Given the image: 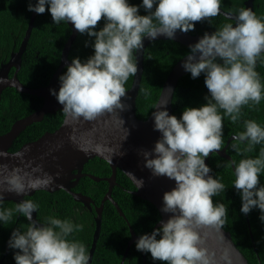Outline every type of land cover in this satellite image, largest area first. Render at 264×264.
<instances>
[{
  "label": "clouds",
  "instance_id": "clouds-1",
  "mask_svg": "<svg viewBox=\"0 0 264 264\" xmlns=\"http://www.w3.org/2000/svg\"><path fill=\"white\" fill-rule=\"evenodd\" d=\"M221 4L222 0H141L139 4L129 0H29L27 10L43 14L47 6L53 24L70 22L78 33L91 38L93 53L83 61L73 57L58 76V90L49 92L62 105L66 117L92 121L104 113L125 110V84L137 73L134 53L143 48L144 39L164 36L172 40L178 30L193 31L195 22L207 20L211 24L213 17L222 15ZM140 9L145 14H140ZM223 15L230 22L211 33L205 31L190 44L181 65L193 79L203 74L207 89L204 103L185 106L179 118L169 114L166 104L151 106L153 129L160 136L150 150H141L143 166L153 176L174 180L175 186L162 195L161 211L170 215L151 233L139 235L135 248L162 264H232L226 251L217 258L206 246L210 232L224 240L221 229L228 210L213 202L225 185L209 174L212 170L205 158L224 147L225 118L236 124L245 106L252 108L264 101V81L256 71L257 61L264 62V16H257L248 7ZM101 19L103 26L97 29ZM232 139V149L241 156L230 165L232 186L241 199L240 212L247 215L257 208L264 223V183L260 182L264 174V124L244 120L243 130ZM256 145H260L257 155H247ZM5 155L0 152V156ZM42 171L39 165L31 172L0 165V225H11L17 216L28 221L24 227L13 228L7 241L14 250L15 264H89L85 244L70 239L83 230L82 224L55 215L38 222L32 214L39 205L33 200L22 199L13 208L3 207L4 193L24 196L54 182L48 173L34 175ZM128 174L136 188L142 186L141 180Z\"/></svg>",
  "mask_w": 264,
  "mask_h": 264
},
{
  "label": "trees",
  "instance_id": "trees-1",
  "mask_svg": "<svg viewBox=\"0 0 264 264\" xmlns=\"http://www.w3.org/2000/svg\"><path fill=\"white\" fill-rule=\"evenodd\" d=\"M29 0H0V65L9 59L12 51L17 50L30 18L32 11L27 10ZM34 3L35 0H32ZM130 3L139 4L141 0H129ZM245 0H222L221 9L226 12L235 13L237 9L245 7ZM253 9L257 16H264V0H254ZM140 14H145L143 9H140ZM225 22H230L225 19V15L213 17L211 24L207 20L195 22L194 30L189 31L190 34L203 35L205 31L211 33L215 27H219ZM103 19L98 22L97 29L103 26ZM71 30L67 24H53L50 13L46 10L43 14H35L33 26L27 40L26 47L21 55V65L17 72L20 81L27 87L36 88L45 85L49 82L53 72L59 65L62 48L65 41L70 35ZM88 46H85V42ZM91 38L86 34L76 32L73 42L68 50L67 58L71 61L73 57H79L82 61L93 53L91 48ZM189 52V47L169 39H157L151 41L144 51L143 56V72L139 84L138 94L136 97V115L140 118H146L151 112V106L156 102L162 83L167 76L169 70L175 62ZM66 66L61 70L60 74L65 71ZM256 71L260 78L264 81V62L257 61ZM59 74V75H60ZM133 76H130L125 84V88H129ZM7 89V88H6ZM6 90V93L11 94L15 99H11L13 107H7L8 112L3 116L5 128L0 129V133L6 132L14 121L22 117H26L32 112L41 107V99L36 95L29 93L17 92L15 89ZM207 94V89L204 85V76L193 79L190 73L182 75L173 91L171 106L172 114L179 118L185 106L197 107L204 103L203 97ZM3 109V106L1 107ZM243 115L241 120L233 124L227 118L224 119V141L227 144V139L230 135H235L243 130V121L252 119L258 123L264 124V101H261L259 106L249 108L245 106L242 109ZM64 114L61 110H56L53 113H47L40 121H33L27 125L14 139L11 150H17L23 143L35 140L46 131H53L57 128ZM235 141L232 139L226 146V153L230 155L231 160L239 161L241 156L232 149L231 145ZM243 147V146H241ZM260 145H256L253 152L247 155L255 156L259 151ZM231 160L220 156L217 153L209 155L207 165L212 170L211 175L220 179L225 185L224 192L213 197V202H220L227 208V216L225 225L222 227L229 231L236 247L247 259L249 264H264V223L259 220V209L253 208L247 215L240 212L241 199L238 191L232 186L234 176L232 175ZM85 166L84 174L80 177L78 184L73 188L74 191L81 192L90 196L97 203L102 198L107 190V182L95 181L88 174L94 176H108L111 169L108 164L98 157H93L88 160ZM219 163V167L217 166ZM83 171V172H84ZM116 181L118 188H115L117 194L115 198H121L123 208L130 218V224L138 235L150 233L157 220L160 218V213L156 207L147 200H143L132 193L134 186L127 176L117 170ZM260 182L264 183V174L260 177ZM49 200L53 199V193L45 190H37ZM54 194L61 196L67 201L63 204V208L59 207L66 216L59 218H70L73 214L76 216L70 218L76 224H82L83 230L72 234L70 239L78 240L85 244L89 249L94 231L93 214L82 206L81 202L75 201L72 196L66 191L56 190ZM124 198V199H123ZM126 201H130V207L125 208ZM125 202V203H124ZM81 203V204H80ZM79 205V211L75 205ZM132 204L137 205L132 207ZM84 205V204H83ZM13 201H3L4 208H13ZM140 206V207H139ZM139 212H137V211ZM95 214V212H94ZM148 214L151 215L148 217ZM114 207L111 204L105 203L103 206V217H114L118 220L116 223L103 220V225L113 226L112 229L119 228L116 233L121 232V237L115 242L116 254L108 264H119L123 252L127 245L129 232L124 231V223L119 220V216H114ZM102 216V214H101ZM28 221L22 217H14L13 223L7 227L0 225V259L5 252V242L9 237L13 228L24 227ZM118 223V224H117ZM123 226V228L121 227ZM108 240V239H107ZM101 241L97 239L96 247L93 253L92 264H106L105 261L98 260L104 256L105 249L101 248ZM99 248V251H98ZM13 249L8 247L5 257L1 264H15L13 259ZM146 254V264H162L160 261H153L150 253ZM92 260V259H91ZM141 251H137L135 246L131 245L128 249L126 258L123 264H143Z\"/></svg>",
  "mask_w": 264,
  "mask_h": 264
},
{
  "label": "water",
  "instance_id": "water-1",
  "mask_svg": "<svg viewBox=\"0 0 264 264\" xmlns=\"http://www.w3.org/2000/svg\"><path fill=\"white\" fill-rule=\"evenodd\" d=\"M253 1L254 0H245L244 2L245 7L250 8L252 11H254ZM221 12L222 14L231 13L226 12L223 9H221ZM35 14L36 13L32 11L18 49L12 51L8 61L0 66V93L5 87L10 86L16 88L20 92L41 97L43 103L39 109L26 117L17 119L6 132L0 133V152L6 153L5 156H0V165H7L8 168L18 166L28 172H31L33 167L39 165L43 171L35 173L34 175L42 176L43 173H48L54 177V182L47 187L37 190L54 192L62 189L69 193L75 201L81 202L84 205H90L94 203V201L89 196L80 192H75L72 188L82 176L81 170L89 159L98 157L108 163L111 169L110 175L105 177L89 175V177L95 181L103 180L108 184L107 190L101 199L100 204L96 205L94 209L95 227L91 245L88 249L90 254V264L101 227V214L104 200L109 199L117 212L122 215V212L111 196V190L113 185H115L116 172L118 169L121 170L132 182L134 186L132 193L143 200L149 201L160 213V218L153 228L159 227L160 222L166 220L170 215L161 211L162 195L165 191L173 188L175 182L164 176H153L151 171L143 166V157L140 154L141 150H150L154 146V142L160 136V133L153 129V120L151 117L153 109L145 119H139L136 115V97L143 72L144 51L146 46L153 40L144 39L143 48L134 53L137 60V73L133 76L130 87L127 88L126 97L122 98V102L126 105L124 111L117 110L115 113H104L92 121H86L82 118L74 120L71 117H66L64 115L61 124L53 131H46L35 140L25 142L16 151L10 152L8 148L12 145L14 139L21 130L27 125L33 121H40L47 113L61 110L62 105H60L56 98L50 94L49 89L58 90L59 88L58 76L61 70L71 62L68 60L67 54L77 32L69 22L67 25L69 26L71 33L64 43L59 65L53 72L48 84L33 89L27 88L20 83L16 73L20 67L21 55L26 47ZM200 36L201 35L199 34L184 33L178 30L173 40L189 47V45L194 44ZM157 39L167 38L164 36H158L155 40ZM187 54L188 53L178 59L169 70L155 102L158 104H166L165 107L169 114H172L171 99L177 81L182 75L187 73L181 66ZM11 67H16V69L12 77L9 78L8 73ZM233 136L234 135L229 136L227 144L232 140ZM227 144L219 150L217 154L231 160L230 155L226 153ZM16 153H22V156H17ZM119 153H123V155H120ZM208 158L209 156L205 158L206 164ZM128 173L133 174L136 179L141 180L142 186L136 188V183ZM34 191L29 190L24 196H18L15 193H4L3 201L19 202L24 199L25 196L32 195ZM32 215L33 219L38 221L36 212H33ZM130 232L131 237L127 242L119 264L124 263L129 246L138 238L134 231ZM221 232L224 237L223 241L217 238L215 232H210L206 238V246L210 250L216 252L217 258L221 252L226 251L227 255L231 258L232 264H249L244 255L236 247L230 232L226 231L224 228L221 229ZM9 237L5 242L6 248L2 259L8 251L7 241ZM141 255L143 260L142 263L145 264V252H141ZM2 259H0V264Z\"/></svg>",
  "mask_w": 264,
  "mask_h": 264
},
{
  "label": "flooded vegetation",
  "instance_id": "flooded-vegetation-1",
  "mask_svg": "<svg viewBox=\"0 0 264 264\" xmlns=\"http://www.w3.org/2000/svg\"><path fill=\"white\" fill-rule=\"evenodd\" d=\"M22 58V57H21ZM8 61V60H7ZM20 64H21V62H20ZM15 69H16V67L14 68V67H11V69H10V71H9V74H8V76L9 77H11L12 76V74H13V71H15ZM18 70H19V68H18ZM41 86H43V85H41ZM41 86H39V87H41ZM25 87H27V86H25ZM12 89H15L17 92H20V91H18L16 88H13V87H11ZM27 88H30V87H27ZM36 88H38V87H36ZM30 89H33V88H30ZM6 90H11L10 88H7V89H3L2 91H1V93H0V129H3V128H5V121H4V118H3V116H5V113L6 112H8V110H7V107L8 108H12L13 107V105H12V102H11V99H15V97L12 95V93L11 94H8V93H6ZM22 93H25V92H22ZM38 97V96H37ZM38 98H40V97H38ZM41 99V101L43 102V99L42 98H40ZM42 102H41V104H42ZM3 106V109L1 108ZM139 119H145V118H140V117H138ZM7 131V130H6ZM12 146V145H11ZM11 146L8 148L9 149V151L10 152H14V151H16V150H11ZM19 148V147H18ZM17 148V149H18ZM100 159V158H99ZM89 162V161H88ZM88 162H86L85 164H84V166H83V168H82V170H81V172H82V175H84V174H87L88 172H86L85 173V171H84V168H85V166L88 164ZM107 163V162H106ZM108 164V163H107ZM109 166V165H108ZM84 171V172H83ZM117 173V172H116ZM88 175H90V174H88ZM92 175V174H91ZM97 177H99V176H97ZM102 177H105V176H102ZM80 180V178L78 179V181ZM100 181H103V180H100ZM103 182H105V181H103ZM77 184H78V182H77ZM76 184V185H77ZM117 184H118V182L117 181H115V185H113V187H112V190H111V196H112V198H113V201H115V203L117 204V206H118V208L120 209V211L122 212V215H120L118 212H117V210H116V208L114 207V205L112 204V202L109 200V199H105L104 200V203H103V206H104V204L105 203H108V204H111L113 207H114V212H115V215L114 216H119V220H121L123 223H124V226L126 227V229L124 228V231H127V232H129V238L131 237V232L130 231H134L135 232V234L137 235V236H139L137 233H136V231L134 230V228L131 226V224H130V218H129V216L127 215V213L125 212V210H124V208H123V205L121 204L122 203V201H121V198H115L114 196H115V194H117L116 193V191L114 190L115 188H118V186H117ZM75 185V186H76ZM74 186V187H75ZM73 187V188H74ZM107 187H108V184H107ZM73 188H72V190H73ZM60 190V189H59ZM58 191V190H57ZM74 191V190H73ZM48 192V191H47ZM75 192H78V191H75ZM43 192H41V191H34L33 192V194L32 195H30V196H25L24 197V199L25 200H33V201H35V202H37L38 203V205H39V208H38V210L36 211V217H37V219H38V222L39 221H41L44 217H46V216H50V215H55V216H57V217H59V216H66V213H63V211L62 210H60L59 209V207H61V208H63V204L64 203H66L67 204V201H66V199H64V198H62L61 199V197H62V195L61 196H58L57 194H54L55 193V191L54 192H51V193H53V195L52 196H54L55 198H54V201H53V199H51V200H49L48 201V199H47V197H46V195L44 196L43 194H42ZM81 193V192H80ZM105 194V193H104ZM104 196V195H103ZM103 196H102V198H103ZM90 197V196H89ZM91 198V197H90ZM101 198V199H102ZM92 199V198H91ZM101 199L98 201V203L95 201V200H93L94 201V203H92V204H90V205H83L82 204V206L84 207V208H86V209H88L92 214H93V217H92V219H93V221H94V209H95V206L96 205H98V204H100V202H101ZM124 199V198H123ZM15 203V202H14ZM125 203V202H124ZM81 204V203H80ZM125 205V208H127V206H129L130 207V201H126V203L124 204ZM134 206H137V205H133L132 204V206H131V209H132V207H134ZM140 207V206H139ZM75 208H77V210H78V212H81V210L79 211V205L77 204V205H75ZM133 211H134V209H132ZM137 211V210H136ZM137 212H139V211H137ZM76 216V214L74 215H72V216H70V218H73V217H75ZM151 215H149L148 214V217H150ZM103 220L105 221H108L107 223H110L111 221H113V223L115 222H117L118 220H116L114 217H109V216H106V217H103V207H102V216H101V227H100V231H99V236H98V239H104V241H101V243H100V245H101V248L102 249H105L106 251L104 252V256L103 257H101V258H97L98 260H104L105 261V263L106 264H108L109 262H110V260H111V258H112V255H115L116 254V249H115V242H116V240H118L119 239V237H121V232H118V233H116V231L117 230H119V228H115V229H112L113 228V226H111V225H109V226H106V225H103ZM158 221V220H157ZM156 221V222H157ZM155 222V223H156ZM118 224V223H117ZM155 225V224H154ZM94 226H95V222H94ZM122 228H123V226H121ZM154 227V226H153ZM153 229V228H152ZM120 231V230H119ZM151 233V232H150ZM129 238H128V240H129ZM108 239V240H107ZM128 240H127V242H128ZM97 243V242H96ZM131 245H133V246H135V242H133V243H131ZM130 245V246H131ZM129 246V247H130ZM98 251H99V248H98ZM145 256H146V254H145ZM92 261H93V255H92V260H91V263L90 264H92ZM146 264V263H145Z\"/></svg>",
  "mask_w": 264,
  "mask_h": 264
}]
</instances>
